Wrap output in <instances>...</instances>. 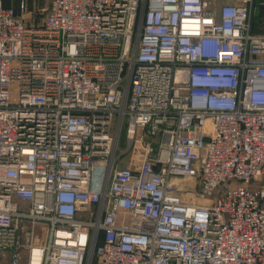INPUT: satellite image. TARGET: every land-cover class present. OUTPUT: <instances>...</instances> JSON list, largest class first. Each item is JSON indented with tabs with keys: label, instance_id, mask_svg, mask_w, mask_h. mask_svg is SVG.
<instances>
[{
	"label": "built area",
	"instance_id": "built-area-1",
	"mask_svg": "<svg viewBox=\"0 0 264 264\" xmlns=\"http://www.w3.org/2000/svg\"><path fill=\"white\" fill-rule=\"evenodd\" d=\"M12 2L0 264H264V2Z\"/></svg>",
	"mask_w": 264,
	"mask_h": 264
},
{
	"label": "rangeland",
	"instance_id": "rangeland-1",
	"mask_svg": "<svg viewBox=\"0 0 264 264\" xmlns=\"http://www.w3.org/2000/svg\"><path fill=\"white\" fill-rule=\"evenodd\" d=\"M4 1V4H11V3H14L16 5V2H12V0H3ZM259 1H263L264 0H258L257 2L259 3ZM51 2V0H29V4H30V8L31 9H38L41 11V14H39V16H43V11L45 12V9L46 7H48L49 3ZM259 13L257 15V17H253L254 18V26H255V29H257V31H260V32H264V3L263 5L259 6ZM255 16V14H254ZM121 146H125V134L122 135L121 137ZM189 185L190 186H195L196 189H195V194L192 195V196H186L184 195V199L185 200H190V198L194 201H197V202H208L207 200H204V198H202L199 194H198V191H199V180H191L188 181Z\"/></svg>",
	"mask_w": 264,
	"mask_h": 264
},
{
	"label": "trees",
	"instance_id": "trees-1",
	"mask_svg": "<svg viewBox=\"0 0 264 264\" xmlns=\"http://www.w3.org/2000/svg\"><path fill=\"white\" fill-rule=\"evenodd\" d=\"M257 1H258V0H257ZM258 13H259V10H258V12L255 14V16H254V17H257ZM253 19H254V18H253Z\"/></svg>",
	"mask_w": 264,
	"mask_h": 264
},
{
	"label": "crops",
	"instance_id": "crops-1",
	"mask_svg": "<svg viewBox=\"0 0 264 264\" xmlns=\"http://www.w3.org/2000/svg\"><path fill=\"white\" fill-rule=\"evenodd\" d=\"M257 30V29H256Z\"/></svg>",
	"mask_w": 264,
	"mask_h": 264
}]
</instances>
